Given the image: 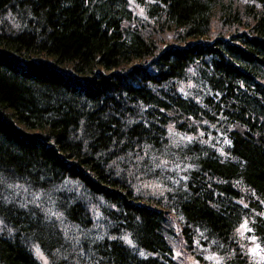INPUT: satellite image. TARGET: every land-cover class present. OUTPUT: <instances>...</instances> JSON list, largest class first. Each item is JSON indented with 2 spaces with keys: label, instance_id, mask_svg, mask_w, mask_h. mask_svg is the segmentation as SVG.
I'll use <instances>...</instances> for the list:
<instances>
[{
  "label": "trees",
  "instance_id": "1",
  "mask_svg": "<svg viewBox=\"0 0 264 264\" xmlns=\"http://www.w3.org/2000/svg\"><path fill=\"white\" fill-rule=\"evenodd\" d=\"M243 222L264 253V0H0V264H256Z\"/></svg>",
  "mask_w": 264,
  "mask_h": 264
},
{
  "label": "rangeland",
  "instance_id": "2",
  "mask_svg": "<svg viewBox=\"0 0 264 264\" xmlns=\"http://www.w3.org/2000/svg\"><path fill=\"white\" fill-rule=\"evenodd\" d=\"M204 133L200 132L196 135H192L189 133H184L178 130H175L174 128H169L168 131V142L167 147L173 149V151H169V153H174L175 155L172 157H166V153L160 155L159 162L161 164H166L169 166V170L165 173L166 176L170 175L174 172L176 176L179 175L178 170L180 167L184 166V158H180L177 149L179 146L185 145L188 142H192L193 140H203L204 141ZM209 140V138L207 139ZM206 140V142H207ZM133 165V164H131ZM177 169V170H176ZM133 175V174H132ZM135 181V190L141 194H144L146 196H154V197H162L165 196L167 191V181L164 178L161 177H149L146 178L143 175H136L134 177ZM174 226H176V222L174 223ZM247 224L246 222H243L237 229L238 234L242 237V239H246L247 243L244 245L245 249L247 250V253L251 259L252 262L255 261L256 264H264V253L258 246V243L255 241V239L247 234ZM184 240L180 237L177 242H172L173 251H174V257L179 261L180 264H202L199 263L193 256V254H190L187 250L184 249ZM44 261L45 259L42 258Z\"/></svg>",
  "mask_w": 264,
  "mask_h": 264
}]
</instances>
